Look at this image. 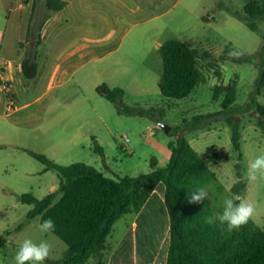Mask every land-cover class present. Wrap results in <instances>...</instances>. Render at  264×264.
<instances>
[{
	"label": "rangeland",
	"instance_id": "obj_1",
	"mask_svg": "<svg viewBox=\"0 0 264 264\" xmlns=\"http://www.w3.org/2000/svg\"><path fill=\"white\" fill-rule=\"evenodd\" d=\"M250 3L264 5V0H167L163 4L164 15L157 21L161 30L150 32L144 64L141 57L131 60L135 72L141 68L144 72L148 70L150 80L144 89L134 86L127 90L124 98L126 107L149 112L145 115H121L113 103L100 98L101 102L95 103L100 118L92 105L80 103L77 98L58 105L55 122L12 121L7 114L29 99L17 98L13 89L5 92L4 101L12 103L14 110L8 112L5 106L0 109V239H7L0 249V264H14L15 254L25 238L34 242L47 239L52 244V252L44 264L62 259L68 250L67 244L56 235L39 231L40 216L28 220L34 206L23 203V195L43 199L56 193L54 202L62 197L58 173L46 170L28 151L63 166L84 163L120 180L149 173L153 158L158 160L159 168H165L171 158L168 143L183 135L216 174L215 180L205 187L215 212L222 211L225 198L250 201L256 206V214L250 221L264 229V181L249 182L246 178L249 162L264 153V130L258 123L257 112V103L264 106V88L258 89L264 70V52L260 53L264 21L256 22L257 32L249 29L244 10ZM0 28L1 35L4 29ZM172 40L211 55L199 63L204 82L183 100L165 98L158 85L163 58L155 45ZM234 47L244 52L239 59L228 56ZM229 85L235 86V102L224 110L227 95L224 89ZM61 92L55 90L53 99ZM30 94L35 91L32 89ZM197 117H205L202 120L205 127L189 126ZM162 124L171 128L169 133ZM234 127L240 131V150L233 145ZM92 138L103 147L104 157L95 151ZM241 180L245 189L236 194L232 188ZM162 187L163 184L158 195L152 194L140 215L126 214L115 224L108 238L110 251L104 257L106 264L113 250L118 255L116 264H166L170 232L166 234L164 248L160 250L157 246L161 232L158 215L164 219V233L169 223L161 199ZM134 220L140 223V249L135 248ZM21 225L23 228L15 231ZM97 263L95 258L88 262Z\"/></svg>",
	"mask_w": 264,
	"mask_h": 264
},
{
	"label": "trees",
	"instance_id": "obj_2",
	"mask_svg": "<svg viewBox=\"0 0 264 264\" xmlns=\"http://www.w3.org/2000/svg\"><path fill=\"white\" fill-rule=\"evenodd\" d=\"M52 2V1H51ZM65 3L60 2L53 9H60ZM52 8V5L49 3ZM244 19L251 31L257 32V21H264V5L250 3L245 8ZM264 52V41L260 53ZM163 58V75L159 81L162 96L168 99L183 100L188 98L195 88L204 82L199 66L202 58L211 57L199 48H191L185 43L172 40L160 49ZM247 58L245 57V60ZM25 73L34 78L37 74L34 65L32 72L25 67ZM264 88V70L261 74L258 89ZM223 102L224 110H229L235 102V86L229 85ZM98 93L113 103L119 114L145 115L137 108L124 105L125 91L121 88H110L103 84L97 88ZM256 102V101H253ZM258 123L264 130V106L257 103ZM205 117H197L189 124L193 129L206 126L202 122ZM95 151L104 157V149L95 139ZM233 145L240 150V131L233 128ZM171 151L169 164L165 168L158 167V160H151V171L138 177L125 176L120 180L107 177L103 172L84 163L69 166L59 165L42 154L28 151L31 156L46 166V170H54L59 176V191L62 197L55 201L56 193L43 199L30 194L22 196V202L33 205L28 220L38 216L41 222L52 219L55 231L52 234L67 244L68 250L59 260H51L50 264H88L91 258L97 264H106L104 257L110 251L108 238L115 224L126 214H139L159 184L165 187L161 199L168 212V227L164 233V219L158 215L160 234L157 246L164 248L166 234L170 232V242L166 264H264V229L252 221L239 231L228 232L219 223L208 225L205 217L215 212L211 201L200 204L188 203L186 197L189 190L206 187L211 184L216 174L208 162L193 148L183 136L177 141H170ZM245 189L241 180L234 185L232 191L239 194ZM159 190L155 195H158ZM23 225L15 231H20ZM135 248L140 249V223L134 224ZM143 231L141 235H143ZM6 238L0 239V249L5 247Z\"/></svg>",
	"mask_w": 264,
	"mask_h": 264
},
{
	"label": "crops",
	"instance_id": "obj_3",
	"mask_svg": "<svg viewBox=\"0 0 264 264\" xmlns=\"http://www.w3.org/2000/svg\"><path fill=\"white\" fill-rule=\"evenodd\" d=\"M166 1L0 0L3 10L0 27L4 29L0 35V66L7 68L5 73L15 96L29 99L7 117L12 121L55 122L58 105L79 98L80 103L92 105L102 118L95 107L104 98L97 91L99 86L121 88L125 91L124 98L134 86L146 88L150 80L148 70L144 72L141 68L135 72L131 60L141 57L144 64L150 32L161 30L157 21L164 15L161 9ZM60 2L65 5L53 9ZM164 44L157 43L155 50L160 52ZM34 65L37 74L30 78L25 67L32 72ZM55 90L62 92L53 99ZM4 97L5 91L0 86V109L5 106L8 111L10 103ZM43 107H47L45 111ZM161 186L162 183L154 195ZM162 188L161 194L164 185ZM115 251L109 255L107 264H116Z\"/></svg>",
	"mask_w": 264,
	"mask_h": 264
},
{
	"label": "clouds",
	"instance_id": "obj_4",
	"mask_svg": "<svg viewBox=\"0 0 264 264\" xmlns=\"http://www.w3.org/2000/svg\"><path fill=\"white\" fill-rule=\"evenodd\" d=\"M243 55L244 52L235 47L228 52V56L233 59H239ZM246 178L249 182L264 181V153L249 162ZM208 198L209 193L205 187H196L189 190L186 197L190 204H200ZM255 214L256 206L252 202L244 199H239V202H236L232 198H225L222 211L214 212L205 217L204 223L208 225L219 223L225 226L226 231L232 232L246 225ZM38 228L41 233H52L55 231V223L49 218L42 221ZM51 252L52 244L47 239L34 242L32 239L25 238L15 254L14 264H44L50 257Z\"/></svg>",
	"mask_w": 264,
	"mask_h": 264
},
{
	"label": "built area",
	"instance_id": "obj_5",
	"mask_svg": "<svg viewBox=\"0 0 264 264\" xmlns=\"http://www.w3.org/2000/svg\"><path fill=\"white\" fill-rule=\"evenodd\" d=\"M6 70L7 68L5 66H0V81L2 82L0 86L2 87L3 91L8 93L11 90V80H9V78L7 77V74L5 73ZM12 106L13 104L10 103V105L8 106V112H12L14 110Z\"/></svg>",
	"mask_w": 264,
	"mask_h": 264
},
{
	"label": "water",
	"instance_id": "obj_6",
	"mask_svg": "<svg viewBox=\"0 0 264 264\" xmlns=\"http://www.w3.org/2000/svg\"><path fill=\"white\" fill-rule=\"evenodd\" d=\"M163 128L165 129L166 133H169L170 132V127H168L167 125L165 124H162Z\"/></svg>",
	"mask_w": 264,
	"mask_h": 264
}]
</instances>
